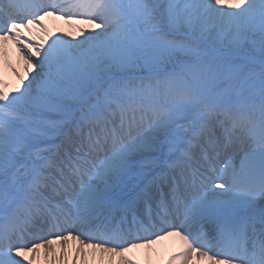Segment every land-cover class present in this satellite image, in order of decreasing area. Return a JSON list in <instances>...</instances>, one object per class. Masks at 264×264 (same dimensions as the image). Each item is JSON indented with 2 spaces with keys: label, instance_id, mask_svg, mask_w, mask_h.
Listing matches in <instances>:
<instances>
[{
  "label": "snow or ice",
  "instance_id": "1",
  "mask_svg": "<svg viewBox=\"0 0 264 264\" xmlns=\"http://www.w3.org/2000/svg\"><path fill=\"white\" fill-rule=\"evenodd\" d=\"M0 62V264H264V0H0Z\"/></svg>",
  "mask_w": 264,
  "mask_h": 264
},
{
  "label": "bare ground",
  "instance_id": "2",
  "mask_svg": "<svg viewBox=\"0 0 264 264\" xmlns=\"http://www.w3.org/2000/svg\"><path fill=\"white\" fill-rule=\"evenodd\" d=\"M49 19H44V24L47 26L50 33L55 35H60L64 39L69 40L70 42H75L73 40L72 35H65L66 33H70L72 28L71 26L79 23H71L72 25H68L65 21L52 17H45ZM36 30L33 29V32ZM25 37L29 35L28 32L24 33ZM77 39H80L77 36ZM8 62L17 67V70L23 75V64L19 61L14 47L11 45L8 46ZM0 76H3L10 83H17L18 79L14 77L11 73V70L7 67L6 64L0 62ZM180 249V241L177 237H167L164 240H158L156 243L152 244L149 247H140L132 249L131 252L126 253V257L132 259L135 264H168V259L171 255H174ZM88 255L83 258H77L75 260V264H108V257L105 254L102 258L100 253L92 254L91 250H86ZM74 253L70 250L69 255L67 257L66 264H74L73 261ZM38 264H46L43 259V253L41 252L38 257ZM200 264H207L206 261H201Z\"/></svg>",
  "mask_w": 264,
  "mask_h": 264
},
{
  "label": "rangeland",
  "instance_id": "3",
  "mask_svg": "<svg viewBox=\"0 0 264 264\" xmlns=\"http://www.w3.org/2000/svg\"><path fill=\"white\" fill-rule=\"evenodd\" d=\"M80 27V26H79ZM89 26L88 25H85V26H83V28H88ZM75 32V31H74ZM80 39H82V37H79ZM8 82V81H7ZM19 83V81L16 83V84H18ZM8 84L10 85V86H15L16 84L13 82V83H10V82H8Z\"/></svg>",
  "mask_w": 264,
  "mask_h": 264
}]
</instances>
